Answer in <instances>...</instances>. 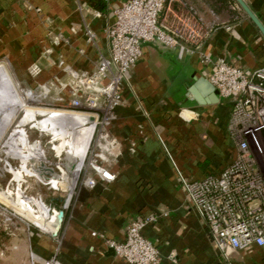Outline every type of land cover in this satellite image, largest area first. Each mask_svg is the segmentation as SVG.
Listing matches in <instances>:
<instances>
[{
    "label": "crops",
    "instance_id": "0c3cea01",
    "mask_svg": "<svg viewBox=\"0 0 264 264\" xmlns=\"http://www.w3.org/2000/svg\"><path fill=\"white\" fill-rule=\"evenodd\" d=\"M243 1L264 25V0ZM121 2L0 0V65L57 100L69 96V84L94 72L109 55L107 29ZM185 17L202 26V37L184 41L185 51L143 43L129 73L131 87L122 89L110 126L118 147L107 151L115 180L92 174L95 187L79 190L57 236L31 230L27 259L0 264H37L53 257L60 264H131L106 240L124 241L127 225L146 215L157 217L144 233L160 251L159 264H264L263 247L232 250L228 258L217 249L176 172L177 167L185 178L199 180L220 174L233 160L228 133L233 98L220 97L209 75L220 57L246 71L262 66L264 35L236 0H168L161 21L175 26ZM201 53L210 63L201 62ZM85 166V161L77 164L73 180L51 167L48 179L66 183L60 189L66 194L63 207H53L68 206Z\"/></svg>",
    "mask_w": 264,
    "mask_h": 264
},
{
    "label": "built area",
    "instance_id": "2783aa9c",
    "mask_svg": "<svg viewBox=\"0 0 264 264\" xmlns=\"http://www.w3.org/2000/svg\"><path fill=\"white\" fill-rule=\"evenodd\" d=\"M167 1L122 0L114 10V23L107 29L109 55L100 58L94 72H86L69 84V96L58 100L60 109L93 116L96 133L100 119H114L115 109L123 101L124 85L131 87L129 73L142 56L143 43L160 42L166 48L185 51V42H196L202 37V26L190 17L181 18L175 26L162 23ZM88 37L92 39L91 33ZM200 59L205 65L211 61L203 53ZM209 80L220 97L233 98L228 133L235 156L218 175L191 180L177 167L176 172L189 204L197 211L217 249L228 258L232 250L252 245L264 248V64L246 71L220 57ZM65 87L62 85L61 89ZM109 133L100 134L99 140L105 144L93 149L104 152L101 161L94 160L89 167L102 179L113 181L116 175L107 167V151L118 147V141ZM96 182L92 175L83 180L84 186L90 188ZM156 221L155 215L134 219L127 225L124 241L107 239L106 243L119 258L131 264H159L160 251L144 233ZM37 264L60 263L53 257Z\"/></svg>",
    "mask_w": 264,
    "mask_h": 264
},
{
    "label": "rangeland",
    "instance_id": "374dc122",
    "mask_svg": "<svg viewBox=\"0 0 264 264\" xmlns=\"http://www.w3.org/2000/svg\"><path fill=\"white\" fill-rule=\"evenodd\" d=\"M0 67L6 69V72L9 75L8 81L12 82L13 86L15 84V87H17L16 89L20 91L25 101L31 102L32 99L35 100L34 97L32 98V96L36 94L28 90L35 91L38 94L46 92V90L42 89L41 87L38 89L31 88L23 81H18L17 79H15V77L11 75L13 73H10L9 69L6 66L0 65ZM8 81L6 78H4L3 74L0 73V99L2 100H5L7 98L6 94H9V92L11 91V87L9 86ZM43 97L40 96L38 100H36L37 102L34 101L30 103V105L28 103L26 108H24V110L19 114V116H16L14 120L12 119L13 126L11 128H13L14 126L18 128L16 125L19 119L23 118V116L25 115L24 112H28L27 109L29 106L36 108L37 111L39 110L38 108H43L45 106L51 109L62 108L59 105L56 96L52 92H46V96L44 99ZM8 99H12V96L10 94ZM5 115L7 119H11L14 113L8 111ZM44 119L45 116H43L42 118L35 117L32 122H29L27 120L24 124L25 127H31L32 130H34L32 133L31 143H40L44 154L41 155V153H33L32 151H28V153H31L34 157H32L30 162L28 163L29 165L21 176L20 182L15 181L14 175H12L11 173H5L4 164L2 162L0 163V187L3 190L6 189L8 185H10L11 187L9 197L7 199L8 203L3 201L0 195V261L5 262L8 259H18V257L21 256L22 258L27 259V249L29 248V237L31 230H36L37 232H39V234H48L47 232L43 231L40 227H38H44V225L43 223H41V221L37 222L35 218V216L39 214L44 222L47 220V213L44 212L41 205L45 204L49 208H52L53 206L63 207L62 202H60V199L63 200L64 198H66V194H63L60 190L66 187L65 182L60 183V188H53L50 183L51 179H48L52 171L49 172V175H45L37 173L33 170V166L39 167L40 163H44L47 168L54 167V164H57L58 160L55 157V151L52 147V143H54L55 145L60 144L59 146H61V148H66L68 145L72 146V142L68 138H65L61 141L54 140V142H51L52 136L44 132V129L46 128V123ZM112 121L113 120L110 121L109 119H100L97 125L94 139L92 141V150H90L88 153L86 166L82 169L80 181L78 182L75 193L71 197L68 206L65 207V213H67V211H70V209L73 208L76 200L75 197H77L79 190L84 187L83 180L86 178V176H91L92 174H95V172L89 167L90 162H93L94 160H98V162H100V156H103L104 152L99 151L98 148L96 150L93 149H95L94 146L98 144H105L104 140H99L100 134H102L104 131H108V133L110 132V126L112 124ZM7 134H4L1 137L0 145L2 144L3 140H5V138L7 137ZM109 134H111V132ZM2 155H4L3 152H1V156ZM69 155L70 151L69 149H67L64 152V156L68 157ZM12 163L14 165L18 164L17 161L14 160L12 161ZM54 168L59 173L62 172V174H64L66 177L69 176L67 179H71L70 174L68 172H65L66 168L64 166H55ZM43 171L44 170H42V172ZM57 182L58 179L54 182L55 187H57ZM20 203L23 204V206L31 207L33 212L28 215L25 211H20L16 208H13L14 205H19Z\"/></svg>",
    "mask_w": 264,
    "mask_h": 264
},
{
    "label": "bare ground",
    "instance_id": "6f19581e",
    "mask_svg": "<svg viewBox=\"0 0 264 264\" xmlns=\"http://www.w3.org/2000/svg\"><path fill=\"white\" fill-rule=\"evenodd\" d=\"M5 72L6 71L0 67V73H2L4 78H6L8 81L9 75L7 72ZM8 84L11 87L9 94L12 96V99H8V93L6 94L7 98L5 100L0 99V139L4 134L8 133L5 140H3L2 144L0 145V163L2 162L4 164V172L11 173L14 175L15 181L20 182L21 176L29 165L28 163L30 162L31 158L34 157L31 153H28V151H32L33 153H41V155L44 154L40 143H31L32 133L34 130H32L31 127H25L24 124L27 120L32 122L35 117L42 118L45 116L44 121L46 123V128L44 129V132L52 136L51 142L65 138H68L72 142V146L68 145L66 148H61V146L58 144L55 145L54 143H52V147L55 151V157L58 160V164L66 168L65 170L70 174V178L73 180L75 177V169L77 164L80 161H85V163H87L89 146L95 134V118L91 115L82 114L71 110L51 109L45 106L43 108H38L39 110L37 111L36 108L29 106L27 109L28 112L25 113L23 118L19 119L16 125L18 128L15 126L11 128L13 126L12 122L14 118L19 116V114L24 110V108H26L29 102L24 100L20 91L16 89L17 87H15V84L13 86L12 82L10 81H8ZM28 91L37 94L35 101L38 100L40 96L44 95L43 99L46 96V92L38 94L32 90ZM8 111L14 113L11 119L6 118L5 114ZM67 149L70 151V155L68 157L64 156V152ZM1 152H3L4 155L1 156ZM13 160L17 161L18 164L14 165L12 163ZM57 179V187H55L54 182ZM63 182V178L59 177L50 180L53 188H60V183ZM10 188V185H8L4 190L0 187L1 199H3V201L6 203H8L7 199L9 197ZM14 206L13 208H16L20 211H25L28 215L33 212L31 207L23 206L21 203ZM41 206L44 212L49 215V218L45 222L42 220V217L39 214H37L35 218L37 222L41 221L46 232L50 233L58 224V214L60 208H49L45 204H42Z\"/></svg>",
    "mask_w": 264,
    "mask_h": 264
},
{
    "label": "water",
    "instance_id": "95a60500",
    "mask_svg": "<svg viewBox=\"0 0 264 264\" xmlns=\"http://www.w3.org/2000/svg\"><path fill=\"white\" fill-rule=\"evenodd\" d=\"M240 6L245 10V12L249 15V17L252 19V21L255 23V25L259 28V30L264 35V25L261 23V21L258 19V17L254 14V12L247 6V4L243 0H236ZM33 170L40 174H50L49 172L52 171V168H47V166L44 163H40L39 167L33 166ZM42 170H44L42 172ZM53 172V171H52ZM64 215L65 210L60 209L58 214V224L57 226L50 232L51 235L57 236L62 228V224L64 221Z\"/></svg>",
    "mask_w": 264,
    "mask_h": 264
}]
</instances>
